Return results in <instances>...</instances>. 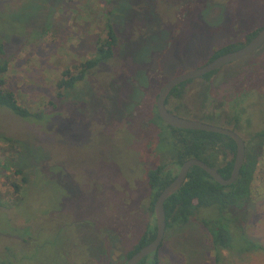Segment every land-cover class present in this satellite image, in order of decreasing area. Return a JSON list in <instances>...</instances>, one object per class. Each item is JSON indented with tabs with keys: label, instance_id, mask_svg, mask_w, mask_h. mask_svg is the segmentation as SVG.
Listing matches in <instances>:
<instances>
[{
	"label": "rangeland",
	"instance_id": "rangeland-1",
	"mask_svg": "<svg viewBox=\"0 0 264 264\" xmlns=\"http://www.w3.org/2000/svg\"><path fill=\"white\" fill-rule=\"evenodd\" d=\"M188 8L162 0H0V44L10 61L6 84L20 104L37 113L22 118L0 106V264H30L36 255L19 237L34 232L39 240L56 243L41 251L40 263L59 261L71 237L79 264H97V254L98 264H126L129 251L154 222L148 209V170L157 161L148 145L158 144L155 133L167 132L151 124L161 88L173 75L208 63L217 49L244 41L264 25V0L197 4L194 15L208 17L200 22L202 31L219 36L196 37L175 51L179 32L185 35L192 22L175 21L167 13ZM211 13L218 15L214 28L208 24ZM108 22L118 36L115 56L58 98L63 71L77 73L75 67L95 55ZM163 31L176 37L172 46L162 44ZM263 72L264 51L258 49L211 76L189 80L167 106L178 116L236 129L250 142L264 129ZM260 149L252 200L246 212L236 215L234 246L242 245L243 234L264 245V147ZM12 182L21 184L20 192ZM200 215L221 216L214 208ZM64 224L66 232L60 228ZM6 247L12 251L2 253ZM239 252L225 249L216 262L209 231L197 223L169 231L158 257L160 264H264V249Z\"/></svg>",
	"mask_w": 264,
	"mask_h": 264
},
{
	"label": "trees",
	"instance_id": "trees-1",
	"mask_svg": "<svg viewBox=\"0 0 264 264\" xmlns=\"http://www.w3.org/2000/svg\"><path fill=\"white\" fill-rule=\"evenodd\" d=\"M260 28L248 34L245 41L232 42L218 49L211 59L242 47L256 35ZM117 44L118 36L113 25L108 22L107 36L98 39L95 55L77 65L75 67L78 71L77 73H74L70 68H66L63 71L62 78L57 83L58 91L56 96L62 98L67 91L74 88L78 82L84 80L91 70L95 69L103 61L112 59L115 56ZM259 50L264 51V45ZM9 65L10 61L7 58L5 49L3 45L0 44V106L6 108L12 115L22 118H29L37 115L36 112H32L27 106L20 104L17 100L15 91L7 86L5 75L9 69ZM216 71L210 72L205 76H211ZM262 77L261 85H264V72ZM170 95L180 97L182 93L176 86ZM50 104H54V102L50 101ZM155 113L157 118L152 119L151 124L155 127L160 125L162 128H166L167 132L162 129L159 133H155L159 136L158 144L148 145V148L154 153L152 158H154V160L156 158L157 161L156 165L148 170V184L152 191V198L148 209L154 215V222L147 226V230L141 235L134 248L129 251L127 255L128 258L155 238L157 231L155 216L156 199L160 192L176 177L180 166L185 160L189 158H199L210 166L217 168L225 178L231 176L235 161L236 142L230 136L205 130L176 128L166 124L161 119L156 105ZM239 121L240 119L236 120V123L239 124ZM156 135L154 136L156 137ZM5 139L8 141L10 138L6 137ZM155 146L160 148L157 149V152L154 150ZM260 147H264V129L254 134L250 142H246L245 161L238 179L230 185L220 184L203 168L193 166L182 187L165 202L167 220L166 234L172 229H178L185 224L196 225L197 223H201L209 231L210 242L216 249V262H220V253L225 249L231 253L263 250L264 245L262 243L250 240L243 233L242 245L234 246L236 242L234 237L235 234L233 233L235 221H238L236 215L241 214L244 209L246 212V207L252 200V183L259 162V153H257V151ZM162 150L165 152L163 153ZM228 153H232L233 157L229 158ZM221 154H223L225 158L224 163L219 165L217 157ZM158 158L160 159L159 161ZM16 171L20 174L23 172L18 169H16ZM21 180L23 183L28 182L26 176H22ZM12 185L16 192H20L21 184L12 182ZM210 208L216 209L221 216L216 218H204L200 215L202 210L204 211ZM229 211H231V214L228 213ZM230 215H233V217ZM29 240H32V247H34L33 244H35V242L43 244L42 250L47 247H53V243H50L53 239L49 238L46 242L41 241L39 240L38 234L30 235ZM11 251V248L9 249L6 247L2 253ZM154 254V258L148 261V264H160L158 253L156 252ZM147 257L141 260L139 264H145V259Z\"/></svg>",
	"mask_w": 264,
	"mask_h": 264
},
{
	"label": "water",
	"instance_id": "water-1",
	"mask_svg": "<svg viewBox=\"0 0 264 264\" xmlns=\"http://www.w3.org/2000/svg\"><path fill=\"white\" fill-rule=\"evenodd\" d=\"M264 45V25L256 33V35L242 47L226 52L212 59L203 66L188 70L180 73L173 78L169 79L161 88L157 98V111L161 119L168 125L181 128V129H193V130H205L211 132H217L230 136L236 142V156L234 161L233 170L229 178H225L215 168L204 162L199 158H189L183 162L180 166L179 172L176 177L160 192L155 202V216L157 223V231L155 238L149 243L142 246L131 257L127 259L126 264H139L141 260L150 254L157 252L164 240L167 220L165 211L166 200L177 192L187 179L188 173L193 166H199L208 172L217 182L222 185H230L234 183L240 174L241 168L245 161L246 155V143L244 138L235 130L209 124L200 120H191L181 116H178L174 112L168 109L166 105V99L169 93L174 87L199 76H203L206 73L212 72L216 69L223 67L224 65L242 59L251 55Z\"/></svg>",
	"mask_w": 264,
	"mask_h": 264
},
{
	"label": "flooded vegetation",
	"instance_id": "flooded-vegetation-1",
	"mask_svg": "<svg viewBox=\"0 0 264 264\" xmlns=\"http://www.w3.org/2000/svg\"><path fill=\"white\" fill-rule=\"evenodd\" d=\"M162 2L163 3H165V4H168V5H173V4H175V3H177V4H179V3H181V5H184V4H187V5H189V8L187 9V11L186 12H183V13H167V15L168 16H170L171 17V19H173V20H175V21H178V20H184V21H189V22H192V23H190V28H189V30H187L186 32H185V35L183 34V36L182 37H184V39H186L185 37H188V33H189V37L190 38H187L184 42H182L181 40H180V38H182L181 37V35H182V33H180L179 32V38H178V40L177 41H175V43H176V47H178V48H176L175 49V51H177V50H184L182 47L181 48H179L180 46H182V44H188L190 41H191V39H194V38H196V37H199V36H204L206 39L208 38L209 39V37H211V36H215V37H218L219 36V34L218 33H215V34H211L210 33V31L208 30V29H205V31H202V28H201V21L203 22L204 20L207 22L208 21V17H207V15L205 14V15H202V13H197V14H195L194 15V12H193V10H192V7L193 6H196L197 4H215L216 3V0H162ZM190 6H192V7H190ZM226 11L227 10H225V12H224V19H225V21H226V24H227V21H229L230 19L228 18V14L226 15ZM166 15V16H167ZM207 17V18H206ZM168 18V17H167ZM222 20H223V18H222ZM217 22H218V15L217 14H215V13H211V20H210V22L208 23L209 24V27L210 28H212L213 26H216V24H217ZM225 23V22H224ZM223 23V24H224ZM204 24V26H208L207 25V23H203ZM214 28V27H213ZM199 29V30H198ZM169 31V30H168ZM254 31V30H253ZM220 35H222V34H220ZM162 36H164V38H163V40H162V44L164 45V47H169V46H172V42H173V40L176 38L174 35L172 36V37H170V35H169V33H166L165 31H163V35ZM217 39V38H216ZM246 40V39H245ZM244 40V41H245ZM249 42V41H248ZM227 45V44H226ZM226 45H224V46H226ZM245 45V44H244ZM224 46H222V47H224ZM222 47H220V48H222ZM219 48V49H220ZM191 50H193V49H191ZM191 50H187V51H191ZM218 50V49H217ZM216 50V51H217ZM235 50V49H234ZM215 51V52H216ZM232 51V50H231ZM240 60V59H239ZM237 61V60H236ZM207 62H204V64H206ZM204 64H201L200 66H203ZM229 64V63H228ZM200 66H198V67H200ZM225 66V65H224ZM222 68V67H221ZM220 69V68H219ZM219 69H216L217 71L219 70ZM216 70H214V71H216ZM216 71V72H217ZM213 72V71H212ZM210 73V72H209ZM180 74V73H179ZM206 74H208V73H206ZM205 74V75H206ZM176 75H178V74H176ZM176 75H173V77L174 76H176ZM205 75H203V76H205ZM200 77V76H199ZM172 78V77H171ZM197 78V77H196ZM194 79V78H193ZM189 80H191V79H189ZM189 80H187V81H184L183 83H181V84H179V85H177V87L179 88L180 86H182V85H184L185 83H187ZM164 86V85H163ZM175 88V87H174ZM173 88V89H174ZM172 92V91H171ZM170 92V93H171ZM170 93H169V95H168V97H167V99H166V105L168 104V101H169V99H170V97H171V95H170ZM181 93H183L182 91H181ZM172 96H174V95H172ZM158 98V97H157ZM156 103H157V101H156ZM157 107V106H156ZM168 107V106H167ZM169 109V108H168ZM170 110V109H169ZM234 130V129H233ZM236 131V130H235ZM245 140V139H244ZM245 143H246V141H245ZM222 156H221V161H222V163H224V158H225V156L223 155V154H221ZM228 156H229V158H232L233 157V154L232 153H228ZM235 156H236V153H235ZM217 169V168H216ZM74 181V180H73ZM85 184V183H84ZM77 186V188H79V185H78V183L76 184ZM86 185V184H85ZM89 186H90V184L89 183H87V192H89ZM76 190H78V189H76ZM89 194H90V192H89ZM104 206V205H103ZM61 228V230H65V232L67 231V229L66 228H68L67 227V224H64L63 226H61L60 227ZM37 231V230H36ZM23 233H28L27 232V230L26 231H23ZM29 234V233H28ZM25 235V236H22V237H19L20 239H21V241L23 242V244H26V246L27 247H29V249H31V251L32 252H29L31 255H33V256H35L36 255V257L31 261V263L30 264H41L40 262H38L37 261V256L38 255H40V253H41V250H42V245L43 244H38L37 242H35V244H34V247H32V244H31V241L32 240H29V238H30V234L29 235ZM31 235H37V233L36 232H34V234H31ZM34 239H36V238H34ZM52 245H55L56 243L54 242V239L53 240H51V242H50ZM67 247L65 248V249H63V251L60 253V256H61V258L60 259H58L59 261H57V260H55V261H52V262H50V264H79L77 261H76V259H75V257H76V254L74 253V249H75V247H76V245L75 244H73L72 243V241H71V237H68V243H66L65 244ZM159 251V250H158ZM158 251H157V253H158ZM103 253H104V249H103V245H102V255H103ZM156 253V252H155ZM26 255L27 254H23L22 255V259H23V257H26ZM98 255V256H97ZM96 256L97 257H95L94 256V258L93 259H95V261H97V264H98V262H99V260L98 259H100L99 258V256H100V254H97ZM148 256H152V257H154L155 256V254L153 253V254H150V255H148ZM22 259H20V261L22 260ZM128 259V258H127ZM23 261V260H22ZM140 263V262H139ZM21 264V263H20ZM81 264H86V262L84 261V263H81Z\"/></svg>",
	"mask_w": 264,
	"mask_h": 264
}]
</instances>
